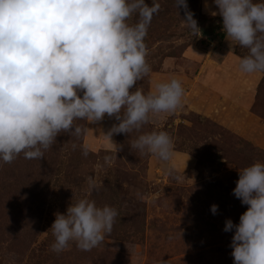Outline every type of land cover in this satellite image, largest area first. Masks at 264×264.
Segmentation results:
<instances>
[{
	"label": "rangeland",
	"instance_id": "1",
	"mask_svg": "<svg viewBox=\"0 0 264 264\" xmlns=\"http://www.w3.org/2000/svg\"><path fill=\"white\" fill-rule=\"evenodd\" d=\"M158 2L145 38L151 71L130 91L140 87L147 94L155 83L175 77L185 90L182 106L140 132L110 139L114 117L78 120L86 132L61 133L42 159L21 153L11 163L0 161V264H234V231L223 229L228 219L238 224L248 207L233 195L239 170L264 163V72L255 73L254 81L234 77L233 89L242 92L238 108L240 95L227 92L231 84L219 88L222 62L227 51L240 60L248 49L225 35L220 15H211L218 12L214 0H186L200 32L184 24V9L175 0ZM153 130L171 136L169 162L130 147ZM89 176L97 181L94 190ZM81 198L117 209L111 233L90 251L70 242L53 252L56 214Z\"/></svg>",
	"mask_w": 264,
	"mask_h": 264
},
{
	"label": "clouds",
	"instance_id": "2",
	"mask_svg": "<svg viewBox=\"0 0 264 264\" xmlns=\"http://www.w3.org/2000/svg\"><path fill=\"white\" fill-rule=\"evenodd\" d=\"M214 4L218 12L211 15L222 17L225 35L248 49L239 70L264 72V2ZM175 6L184 9V24L200 32L186 0H175ZM160 9L158 0L151 5L145 0H0V161L11 163L21 153L42 159L61 133L86 132L78 120L114 117L118 123L106 134L110 139L140 132L180 108L185 90L175 77L155 83L147 94L140 87L130 91L151 71L145 38ZM130 147L165 162L174 152L166 131L144 132ZM87 181L90 190L97 188L92 176ZM233 195L248 206L238 224L228 219L223 229L234 231V264H264V163L239 170ZM217 211L213 204L211 212ZM117 216L116 208L99 207L88 198L71 203L51 225V250L59 253L75 242L90 251L111 233Z\"/></svg>",
	"mask_w": 264,
	"mask_h": 264
},
{
	"label": "crops",
	"instance_id": "3",
	"mask_svg": "<svg viewBox=\"0 0 264 264\" xmlns=\"http://www.w3.org/2000/svg\"><path fill=\"white\" fill-rule=\"evenodd\" d=\"M232 54L233 53H231L230 51H227V57L222 62V64H223L224 68L226 69V71L224 70V72H222V74H221V79H220L221 80V83H220L219 88H221V90L224 91L226 89L225 85H227V84L230 85L231 84L230 87L228 86L229 88L227 87V89H229V90H227V89L226 90H227V92L229 91L230 94H233L235 96L240 95V98H238L239 100H241V102L239 103V106H238V108H239L240 105H241V103H243V100L241 98L242 92L239 93V92H236L233 89V87L235 86V84H234L235 81L234 80L237 79V77L239 76V77H241L243 79L242 82H244V80H246L248 77L251 78V79H253V81H254L255 79H257L258 75L255 74V73L246 74V73L241 72L239 70V59H237ZM210 74H211V71L208 73V75H210ZM234 77H235V79H234ZM232 78H233V80H232ZM242 82H241L240 87H242L244 85V83H242ZM248 101H250V100H248ZM248 101L246 100V102H244V103H248ZM235 114H237V113H235ZM250 120H251V123H252L251 126H253L255 124V122L253 121V119H250ZM249 131L250 130L247 129L246 133H248ZM255 133L256 132H254L253 135H256ZM260 140H261V144L264 145V136L263 137L260 136Z\"/></svg>",
	"mask_w": 264,
	"mask_h": 264
},
{
	"label": "trees",
	"instance_id": "4",
	"mask_svg": "<svg viewBox=\"0 0 264 264\" xmlns=\"http://www.w3.org/2000/svg\"><path fill=\"white\" fill-rule=\"evenodd\" d=\"M205 32L201 33L202 35H204Z\"/></svg>",
	"mask_w": 264,
	"mask_h": 264
}]
</instances>
